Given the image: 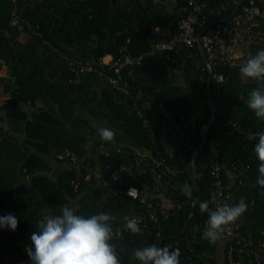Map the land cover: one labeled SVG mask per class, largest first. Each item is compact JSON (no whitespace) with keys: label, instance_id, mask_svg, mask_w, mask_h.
<instances>
[{"label":"trees","instance_id":"obj_1","mask_svg":"<svg viewBox=\"0 0 264 264\" xmlns=\"http://www.w3.org/2000/svg\"><path fill=\"white\" fill-rule=\"evenodd\" d=\"M200 1L212 22L222 23L236 9V4L223 9L227 0ZM247 1L243 0L242 6ZM188 2L172 0L168 7L156 0H0V70H7L6 76H0V216L13 214L18 220L15 231L0 228V264H31L25 249L30 246L31 232L37 230V221L60 212L65 204L85 216L110 214L109 202L115 199L126 210L116 216V227H122L124 216L139 214L140 203L124 194L104 199L109 192L104 182L126 158L119 150L136 152L128 145L97 141L94 125L110 128L155 155L151 128L132 102L98 74H89L78 85L73 83L74 73L66 57L95 66L108 55L115 59L138 56L151 47L152 27L165 26L169 19L178 23L188 14ZM14 17L18 25L13 24ZM239 67L214 69L224 75L225 82L212 78L210 91L217 116L195 160V172L200 174L195 181L190 163L202 144L201 130L212 115L209 72L198 45L171 53L169 62L146 58L133 76L126 74L135 95L142 90L152 95L153 101H172L191 117L196 115L197 134L190 140L167 139L171 151L165 149L164 156L181 171L178 187L170 190L168 200L159 199L168 209L169 219L158 230L141 228L143 235L122 231L123 237L113 241L121 264H139L134 250L151 244L179 248L180 264H218V241L211 244L202 238L208 216L200 212L198 203L181 235L193 208L181 186L190 184L194 199L208 200L214 192L206 162L212 158L224 165L229 204H238L241 198L247 204L235 223L238 233L255 243L264 241V189L257 185L259 161L253 151L257 141L247 139L249 133L264 131V121H258L246 103L258 83L242 80ZM148 117L152 124L150 114ZM63 151L76 153L79 161L71 166L59 161L57 154ZM54 163L61 166L59 177ZM123 178L126 188L130 176ZM76 181L80 183L77 191L73 186ZM195 225L196 241L189 245ZM225 260L228 264L226 250ZM244 264L249 263L245 260Z\"/></svg>","mask_w":264,"mask_h":264},{"label":"built area","instance_id":"obj_2","mask_svg":"<svg viewBox=\"0 0 264 264\" xmlns=\"http://www.w3.org/2000/svg\"><path fill=\"white\" fill-rule=\"evenodd\" d=\"M237 3L238 0H227L223 9L226 10L234 4L237 6ZM241 8L228 22H220L209 27L213 22L210 16L205 14V5L200 0H189L187 16L178 23L169 19L165 26H153L150 34L151 47L138 56L123 55L115 59L108 55L101 58L95 66L66 57L67 64L74 73L73 83L78 85L89 74H98L124 99L132 102L133 109L151 128V137L156 148L155 155L151 151L145 156H139L136 153L119 150L126 158L121 166L111 173V179L104 182L109 191L104 199L111 195L124 194L140 203L141 211L133 217L140 218V227L145 230H158L161 224L169 219L170 213L159 199L168 200L170 190L178 187L177 178L181 171L164 156L165 149L171 151L167 139L176 142L179 138L190 140L195 137L197 116L191 117L186 109L179 108L172 101H153L152 95L142 90L135 95L133 92L135 88L126 78V74L133 76L135 71L143 66L146 58L169 62L171 53L180 49H193L200 44L213 68L212 78L218 83H224V75L214 72V69L221 65L239 67L241 64L239 50L242 45L264 49V32L261 31L264 21V0H248ZM13 24H19L17 17H14ZM149 114L153 119L152 124L149 122ZM57 159L68 166L79 161L76 153L71 151L58 153ZM84 160V157L80 159L82 162ZM206 163L212 177L214 194L222 202L229 203L231 194L227 192L223 180L224 165L216 158ZM125 176H130V183L123 188ZM73 186L77 191L79 181L73 182ZM118 223L116 222V225ZM197 230L198 225H195L188 238L189 245L196 241ZM238 232L239 226L234 224L223 236L227 241L228 264H244L245 260L249 264H264V241L255 243L246 240ZM122 237L123 232L115 240Z\"/></svg>","mask_w":264,"mask_h":264},{"label":"clouds","instance_id":"obj_3","mask_svg":"<svg viewBox=\"0 0 264 264\" xmlns=\"http://www.w3.org/2000/svg\"><path fill=\"white\" fill-rule=\"evenodd\" d=\"M242 80H254L258 87L249 93L247 107L258 121H264V49L258 50L239 67ZM101 140L115 142V132L107 127L98 130ZM249 141L256 140L254 154L259 161L257 185L264 189V131L247 135ZM192 180H198L192 162ZM133 190V189H132ZM130 190V191H132ZM193 187L185 183L181 193L198 203L201 213H207L208 219L202 238L211 244L219 241L230 226L246 212L247 204L241 198L238 204H229L212 194L208 200L197 201L192 197ZM117 217L106 212L89 216L77 214L73 207L63 205L58 215H44L37 221V230L30 234V246L26 252L31 264H121L117 246L113 243L122 231L133 235H143L140 218L124 216L122 227H114ZM18 220L13 214L0 216V228L15 231ZM179 248L158 247L156 244L134 250V258L139 264H180Z\"/></svg>","mask_w":264,"mask_h":264},{"label":"water","instance_id":"obj_4","mask_svg":"<svg viewBox=\"0 0 264 264\" xmlns=\"http://www.w3.org/2000/svg\"><path fill=\"white\" fill-rule=\"evenodd\" d=\"M242 3H243V0H239L238 3H237V6H236V9L234 11V13L226 20H224L223 22H228L231 18H233L239 11H240V8L242 6ZM220 23V20H217L213 23H211L209 25V27L211 26H214L216 24ZM198 47H199V50L201 52V56H202V59L204 60V63L207 67V70L209 72V78H208V95H209V103H210V106H211V109H212V115H211V118L210 120L205 124V126L202 128L201 130V136H202V144L200 145L199 149L194 151L193 153V156H192V160H191V163H190V167H189V172L191 171V167H192V162L196 160L198 154H199V150L202 149L205 144H206V141L208 139V135H209V132H210V129H211V125L213 124V122L216 120V106H215V103L214 101L212 100L211 98V91H210V88H211V83H212V76H213V68L210 64V62L208 61V58L206 56V53L205 51L203 50L202 46L200 44H198ZM200 198L201 197H198L197 198V201H200ZM195 209H196V205H193V208H192V212L181 232V235H184L186 230L188 229L191 221H192V218L194 216V213H195Z\"/></svg>","mask_w":264,"mask_h":264},{"label":"rangeland","instance_id":"obj_5","mask_svg":"<svg viewBox=\"0 0 264 264\" xmlns=\"http://www.w3.org/2000/svg\"><path fill=\"white\" fill-rule=\"evenodd\" d=\"M156 1H158V2L161 1V2L165 3L168 7H169V5H170L169 3L172 2V0H156ZM249 49H250V46H249V45H242V47L240 48V52L248 53ZM6 75H7V70H6V68H3L2 70H0V76H6ZM94 126H95V129H96L95 139H96L97 141H100L101 138H100V136H99V132H98V130H99L100 128H102V127L99 126V125H97V124H95ZM101 141H102V140H101ZM114 145H115V146H117V145H128V146L130 147L131 150H133L134 152H136V153H138V154H145V155L147 154L145 151L142 150V148H140V147L137 146L136 144H131L129 141L124 140L123 138H121V137H119V136H117V135H115V142H114ZM104 147H105V146H104ZM60 168H61V166H59L57 163H54V164H53V169H54V171H55V176H57V177H59L60 175H62V174H61V171H62V170H60ZM79 168H80V165H79ZM95 174L98 175L99 172L96 171ZM88 177H90V176H88ZM124 207H125V206H121V207H120V205L117 204V200H115V199H111L110 202H109V207H108V209H109V212H110L111 215L118 216V215H122L123 212H126V210H125ZM57 212H58V211H56L55 215L60 214V212H58V213H57ZM142 246H143V245H140V246L137 247V248H142ZM137 248H136V249H137Z\"/></svg>","mask_w":264,"mask_h":264},{"label":"crops","instance_id":"obj_6","mask_svg":"<svg viewBox=\"0 0 264 264\" xmlns=\"http://www.w3.org/2000/svg\"><path fill=\"white\" fill-rule=\"evenodd\" d=\"M256 52H257V50L252 46H250L248 53H243V52H240V50H239V55L241 57L240 63L242 64L249 57V55H254ZM241 64H240V66H241ZM244 81H246V80H244ZM226 247H227L226 238L222 237L218 241V249H217V255H216L217 260H218V264H226V260H225V250H226L225 248Z\"/></svg>","mask_w":264,"mask_h":264}]
</instances>
